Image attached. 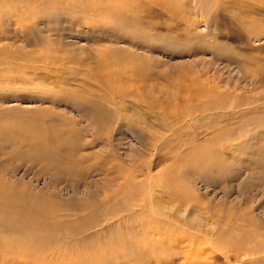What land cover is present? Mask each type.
<instances>
[{"label":"rangeland","instance_id":"1","mask_svg":"<svg viewBox=\"0 0 264 264\" xmlns=\"http://www.w3.org/2000/svg\"><path fill=\"white\" fill-rule=\"evenodd\" d=\"M0 264H264V0H0Z\"/></svg>","mask_w":264,"mask_h":264},{"label":"bare ground","instance_id":"2","mask_svg":"<svg viewBox=\"0 0 264 264\" xmlns=\"http://www.w3.org/2000/svg\"><path fill=\"white\" fill-rule=\"evenodd\" d=\"M38 132V131H37ZM42 133V132H41ZM39 136V135H38ZM42 136V135H41ZM133 245V244H132ZM20 247V246H19ZM112 254V253H111ZM103 256V255H102ZM2 257H4L5 258V255L4 254H2ZM86 258V257H85ZM7 259V258H6Z\"/></svg>","mask_w":264,"mask_h":264}]
</instances>
